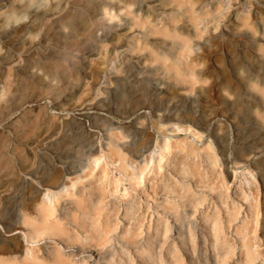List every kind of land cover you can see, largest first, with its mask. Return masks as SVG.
<instances>
[{
    "label": "rangeland",
    "instance_id": "374dc122",
    "mask_svg": "<svg viewBox=\"0 0 264 264\" xmlns=\"http://www.w3.org/2000/svg\"><path fill=\"white\" fill-rule=\"evenodd\" d=\"M192 1L196 13L205 12L199 37L177 0H0V261L11 264L21 254L16 246H29L18 217L32 210L52 167L70 168V180L84 177L89 155H109L76 182L83 187L78 198L91 192L100 202L95 214L70 224V241L45 240L70 252V261L215 264L180 242L175 212L186 210L206 238L204 218L218 220L226 250L216 264H244L246 249L251 264H264V108L246 86L257 81L264 89V0ZM170 11L177 14L170 29L191 38L193 71L202 79L192 92L185 80L156 70L159 59L145 62L150 50L169 54L170 42L160 33L143 36L149 26L133 25L127 13L160 23ZM134 37L140 49L130 52ZM211 83L222 95L213 90L207 97L203 89ZM162 141L168 150L149 160ZM121 154L143 171L140 178L128 163L123 170L112 162ZM70 199L76 195L61 196L58 205ZM126 200L134 203L131 211ZM96 225L109 231L102 249L113 256L104 260L88 238ZM157 230L164 233L161 256L147 263L141 246ZM43 242L33 248L40 251Z\"/></svg>",
    "mask_w": 264,
    "mask_h": 264
},
{
    "label": "bare ground",
    "instance_id": "6f19581e",
    "mask_svg": "<svg viewBox=\"0 0 264 264\" xmlns=\"http://www.w3.org/2000/svg\"><path fill=\"white\" fill-rule=\"evenodd\" d=\"M175 0H169L170 3ZM221 1V0H220ZM229 0H227L228 2ZM202 2L205 3V0ZM185 4L184 11L188 13V20L193 27L194 37H199L201 35V29L199 26H203V19L199 17V15H205V12L199 10V12H195L193 9L194 2L192 0H177L176 5L180 8V4ZM206 5V4H204ZM101 9L105 12L106 8L101 6ZM207 12V11H206ZM130 15L133 25L144 24L149 26L148 29L145 28L143 31V36H148L149 33L158 34L160 33L164 37L168 39L169 48L167 51L169 54L159 53L157 51L150 50L148 53V57L145 58V62H154L156 59L160 60V65L156 68V70H160L164 74H169L174 78V80H185L188 87L186 90L189 92L193 91L194 85L202 82L200 73H196L193 71V59L190 58V54L194 52L193 47L190 45L191 38L187 35H184L182 32L177 31L175 27L170 29V26L176 23L177 14L170 11L169 13L164 15V18L161 19L160 23L150 21H141V18L136 14H132L131 12H127ZM245 16L241 17L242 19H247V13H244ZM240 18V17H239ZM247 23V22H245ZM141 24V25H142ZM133 43L126 46V49L130 52L136 49H140L137 37L133 38ZM198 59H203L201 56H198ZM120 67V62L114 65V70L118 71ZM246 86L259 93L260 97L263 100V108H264V89L261 87L260 83L257 81H247ZM216 87V83H211L208 85L206 89H203L204 93H211L213 90L218 92V96L222 95L221 91ZM210 96L207 95V97ZM260 114V110L258 111ZM264 115V114H262ZM174 119V118H170ZM264 121V119H262ZM169 125L174 127L176 130H179L181 125L179 122L170 121ZM211 148V147H210ZM166 149L168 150V144L166 141H162V143L157 146L154 145V148L150 151V158L153 154H156L161 158V154L158 153V150ZM149 150V149H147ZM146 149L141 150L140 152L147 151ZM54 159L56 164L61 163V159L59 156H55ZM117 154H119L117 152ZM141 153L140 155H143ZM197 156V155H196ZM111 159L109 155H89L86 159V163L81 166V173L86 169V173H84V177L81 174H76L75 178L68 179L67 174H69L70 168L66 167V169L55 168L52 167L43 177L44 181H39V184L45 186V190L43 193L38 194L37 198L34 199L31 203L32 210L26 211V209H22L20 211V215L18 217L19 225L23 227V235L24 242L29 246L21 247V245L16 246L20 249V255L16 258H12L10 260L11 264H79L78 261L69 260L68 256L71 254L70 252L64 253L62 249H60L57 244L52 245L45 242V240H52L53 237H58L64 241L71 240V234L69 231L70 224L75 222L77 218H79L82 222H84L88 217L95 214L96 209L98 208V204L100 202L97 198H94L91 192H87V197L85 199H80L77 196V189L81 190L83 187L76 188V182L87 177L99 164L100 160ZM145 164H147V157L145 158ZM205 161L210 164L211 158L209 155L205 154ZM113 163L118 162V168L125 170V164L131 167L132 173L131 176H135L136 179L140 178L143 171L139 170L138 165L130 161L124 155H118V159H114ZM65 168V167H64ZM188 169V165L184 164L181 167L183 173H186ZM252 171L248 170L247 174L251 175ZM242 175H245L242 173ZM252 179V178H251ZM95 180V179H94ZM118 183V180L115 181V184ZM247 185H251L252 182L249 180L246 182ZM70 189L74 190V192H70ZM66 195L67 197H74L76 195V199L64 200L60 205H58V200L61 196ZM252 201L254 202V208L256 210V198L255 194L252 191ZM125 207L127 211H131L133 208V201L126 200L124 201ZM189 204H186L184 207H190ZM56 204V205H55ZM192 211H180L175 212V219L178 222L177 226V236L180 239V242L189 248L192 252L199 250V255H197L198 259L204 263H208L209 260L213 263H218L220 256L223 255V251L226 250L225 243L220 239V228L218 226V220L209 218H204V222H208L211 230V234L209 238H206V234L199 231H196V223L194 220L190 219ZM132 214V212H131ZM257 215V213H255ZM257 220V217H256ZM97 230L94 231V236L88 237L89 239L95 242V248L99 247V249L95 250V257L97 260H104L107 257H112L113 252L110 250H104L102 247L108 241L109 231L107 227L99 228L98 225ZM164 237V233H159L158 230L153 233L148 234L147 240L144 244H142L140 252V256L143 261L152 263L154 261V257L156 256L158 259L161 256V247L164 241L162 238ZM40 240H44L41 244V250L39 248H33ZM138 243V242H136ZM85 244V243H84ZM83 245V243H82ZM139 245V243H138ZM139 247V246H138ZM82 248V247H81ZM208 248H210V253ZM79 252H81L79 250ZM191 252V253H192ZM88 258V257H87ZM254 260L253 254L246 249L244 256V264H251ZM0 264H6L3 261H0Z\"/></svg>",
    "mask_w": 264,
    "mask_h": 264
}]
</instances>
